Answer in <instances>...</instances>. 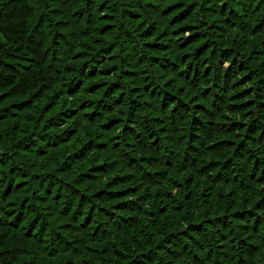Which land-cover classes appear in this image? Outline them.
<instances>
[{"label": "trees", "instance_id": "16d2710c", "mask_svg": "<svg viewBox=\"0 0 264 264\" xmlns=\"http://www.w3.org/2000/svg\"><path fill=\"white\" fill-rule=\"evenodd\" d=\"M20 1L0 0V41L26 40L24 9L70 3L62 38L71 57L85 60L79 80L106 72L102 57L127 31L119 19L133 15L114 0L116 19L103 30L96 27L95 11L105 9L94 7L99 0H22L26 6L11 19L6 10ZM193 5L165 10L180 51L172 60L159 61L160 44H147L148 53H136L127 67L117 60L125 80L105 90L89 121L114 122L108 130L124 142L121 167L96 159L94 142L84 149L81 177L70 176L73 191H49L50 222L33 227L42 256L49 236L54 243L41 264H264V0L203 2L210 23L196 21ZM153 30L152 38L166 31ZM12 243L26 248L18 236Z\"/></svg>", "mask_w": 264, "mask_h": 264}, {"label": "rangeland", "instance_id": "374dc122", "mask_svg": "<svg viewBox=\"0 0 264 264\" xmlns=\"http://www.w3.org/2000/svg\"><path fill=\"white\" fill-rule=\"evenodd\" d=\"M121 1L123 8L129 7L128 13L133 15L126 20L123 17L119 19L123 30L126 28L127 31L114 37L117 49L113 53L108 51L107 55L110 56L102 57L105 59L103 67L106 72L99 77L88 74L83 80H79L82 67H78L83 66L85 60L78 56L71 57V47L67 44L69 41L62 38L70 28L66 16L71 9L70 3L61 5L56 1H49L50 3L41 6L36 3L31 11L24 9L23 12L26 11L29 18L31 14L34 17L33 20L26 18V24L30 25L26 27V40L20 44L0 41V264H23V261L24 264H41L42 259L50 260L52 256L47 249L52 250L54 243L49 236L45 241L46 245L42 244L46 249L42 256L37 240L39 232L36 233L38 229L33 231V227L41 220L50 222L46 211L52 207L49 191H73L70 176L74 172L78 175L82 170L79 166L88 144H97L92 147L95 149L93 155L98 157L96 159H108L121 167L118 159L123 155L124 142H116L112 132L108 130L114 122L109 121L110 117L100 126L89 121L94 104L97 105L99 100L107 97L105 90L125 80L123 74L116 71L119 63L117 60L124 58L122 66L127 67L136 57V53L142 56L143 53H148V49H145L147 44H160L158 46L164 53L160 54L159 61L164 59V55L172 60L180 52L175 49L178 48L174 46L175 37L168 33L169 26L164 25L166 11L169 10L167 7L185 9L192 2H196L192 10L196 21L210 23L213 20L202 8L203 2L205 7L212 0ZM114 4V0H99L94 6L105 7L102 11H95L99 18L96 22L97 28L104 30L112 27V20L116 19ZM180 4L185 6L181 7ZM22 6H26L22 0L14 3L7 8L6 14L11 19L18 18ZM44 9L45 12L42 11ZM62 23H67L68 28ZM130 25L135 29H130ZM156 25L159 28L164 27L166 31H161L160 37L157 35L152 38L153 27ZM41 30L45 33L38 32ZM127 55L129 57L125 58ZM117 73L120 78L116 81ZM74 80L78 81L75 86ZM159 88L163 89V86ZM90 103L93 104L89 105ZM149 105L155 108L153 103ZM63 108L67 109L62 110ZM43 117L46 123L41 121ZM95 120L98 121L97 118ZM40 123L46 130L37 128ZM30 131L41 132L46 143L38 137L29 139L35 133ZM107 135H111L110 140L106 138ZM34 233L36 236H33ZM15 236L21 239L25 250L14 248L16 244L12 240ZM36 259H40V262Z\"/></svg>", "mask_w": 264, "mask_h": 264}]
</instances>
